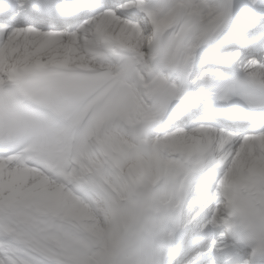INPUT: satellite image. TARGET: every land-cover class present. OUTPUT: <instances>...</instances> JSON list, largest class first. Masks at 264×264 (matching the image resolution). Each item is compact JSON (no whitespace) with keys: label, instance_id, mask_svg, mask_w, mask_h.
<instances>
[{"label":"snow or ice","instance_id":"obj_1","mask_svg":"<svg viewBox=\"0 0 264 264\" xmlns=\"http://www.w3.org/2000/svg\"><path fill=\"white\" fill-rule=\"evenodd\" d=\"M0 264H264V0H0Z\"/></svg>","mask_w":264,"mask_h":264}]
</instances>
